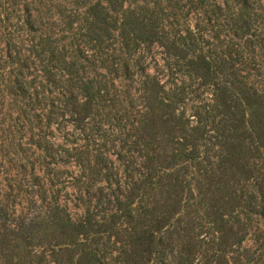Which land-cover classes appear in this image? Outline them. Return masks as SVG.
<instances>
[{
  "label": "trees",
  "instance_id": "trees-1",
  "mask_svg": "<svg viewBox=\"0 0 264 264\" xmlns=\"http://www.w3.org/2000/svg\"><path fill=\"white\" fill-rule=\"evenodd\" d=\"M235 1L243 9L264 2ZM106 2L114 14L102 17L100 2L94 4L95 19L72 37V53L34 45L28 55H6L17 66L12 94L30 96V123L41 132L34 143L45 160L33 165L41 184L27 214L0 195L1 252L22 264L28 251L17 255L15 240L31 246L45 233L48 245L61 239L68 264H257L244 244L256 216L264 218V83L254 79L264 75L256 60L262 33L216 0ZM125 3L133 9L121 19ZM162 4V12L170 10L163 16L156 11ZM192 14L188 34L201 32L213 50L222 48L221 85L211 57L190 54L192 40L181 47L169 37L167 26ZM77 59L102 78L88 84L75 75L57 97L49 64L62 63L70 75ZM95 98L117 111L109 126L124 134L119 145L101 139L111 121L93 111ZM162 121L175 145L159 130ZM73 202L80 212L71 211Z\"/></svg>",
  "mask_w": 264,
  "mask_h": 264
},
{
  "label": "rangeland",
  "instance_id": "rangeland-1",
  "mask_svg": "<svg viewBox=\"0 0 264 264\" xmlns=\"http://www.w3.org/2000/svg\"><path fill=\"white\" fill-rule=\"evenodd\" d=\"M216 1L230 4V12H234L238 16L239 24L242 23L245 27L248 24L251 25L252 33H264L262 31V28H264V2L258 3L253 9H243L235 0ZM99 2V9L103 13L99 14L100 16L107 18L114 14L112 8L110 10L106 0H90L89 4H84L82 0H0V195L9 198L11 202L15 201L16 203H20L16 206L19 213L23 211L27 214L30 211V199L40 189L39 185L41 181L38 178V174H42L40 170H35L33 165H43L45 159L43 158L42 151L34 143L35 139L38 138V133L41 132L36 130L30 123V96H16L11 92L17 91L13 83L17 66L6 55L10 51L14 55L13 57H15L17 50H23V53L28 55V51H25L26 48L30 47L32 49L34 45H38L39 48L44 46L45 49L59 45V50L62 53H72V37L78 32L81 25L86 24L87 19L88 21L95 19L91 7L96 3L99 4ZM104 6L106 7L105 10L102 9ZM118 8L120 9V18L123 19L124 14L133 9V5L131 3H125L123 8ZM164 8L165 5L163 4L156 7L157 13L159 12L162 16L163 13H169L170 10L162 12L161 9ZM194 17L192 14L188 22H184L183 18H179L181 25L167 26L166 29L170 34L169 37L171 40L172 38L175 39L181 47L184 46L182 44L184 41L189 43L192 40L196 46L190 47V54L203 53L208 58L211 57L215 61L213 65H215L214 68L216 69L218 83L221 85L223 81V76L220 72L222 48L217 47L213 50L211 45L207 44L210 37L205 36L201 32L196 33L194 36L188 34L186 29L190 28L193 30V26L195 25ZM172 18L176 19L175 16ZM165 21L171 23L172 20ZM259 23L262 24L258 26ZM256 29L257 32L254 31ZM171 32H173V36ZM262 34L261 37H264ZM202 38L207 42L203 41ZM222 39L223 35L221 36L220 34V40L216 44H219ZM253 39H255V35ZM259 40L262 39L259 38ZM7 41H9L8 46H6ZM154 48L156 49L157 46L155 45ZM258 54L259 56L256 58L257 62L264 64V52L258 49ZM32 56L33 53L30 51L31 58L26 68H24V72L29 79L30 71H33V64L31 63ZM64 67L62 63L58 62H51L49 64V68L52 71L51 77L56 79L55 84L50 86V91L55 93L57 97H61L58 93L61 85L66 84L63 81H66V79H74L75 75H77L76 79H79L83 83L87 82L88 84L89 81L93 82L94 80L96 81L102 78L97 76L95 68L83 59L76 60L75 66L71 68L72 70L70 69L73 74H66ZM254 79L259 83H264V75H256ZM106 80L109 86L117 89V81H115L116 83L114 82L116 84L114 86L109 82V80H112L111 76L108 75ZM192 80L193 77H187L186 84H191L190 81ZM93 84L94 88L90 92L96 89V84ZM206 96H210V93H207ZM54 101L55 105L59 106L57 98ZM50 103L52 105L50 101L49 105L45 108L46 111L50 109ZM107 104L108 102L95 98L92 105L95 108L93 111L95 113L98 111L97 113L100 114L99 117L110 119L111 121L108 124L104 122L103 127L107 129V132H102L104 134L103 138H101L109 144L114 139L116 140V137H123L124 134L118 132L119 130L116 131V129L112 131L113 127L109 126L112 123H117L118 120L115 118L117 111L105 107ZM190 112L191 110L188 108V113ZM95 116L93 115V117ZM59 119L61 120V118ZM96 120H99L98 116H96ZM160 124L159 130L161 133H164V137L169 140L171 145H175V139L170 135V125L164 121ZM66 126L69 129L73 128L68 123ZM53 131L57 135L56 140H58L59 134L55 128H53ZM116 143L119 145L121 142L120 140H116ZM112 158L115 159L114 156ZM66 167L61 165L59 168L60 173L64 172ZM114 171H117V169ZM69 206L72 212H80L74 206V202L70 203ZM256 217V221L248 228L249 234L244 246L250 253H253L254 261H257V264H264V218ZM175 218L177 219L178 216ZM41 238L43 241L35 240L31 246L29 244L26 245L21 240H15L14 244H21L18 250L19 252L15 251L17 255L18 253H27L28 251L29 258H26L25 261L23 260L24 262L22 264H68L67 261L70 258H68L70 254L64 253V245L61 243L60 238L52 240L54 245L47 244V241L51 239V236L48 234L42 233ZM0 264H18V259L11 260V257L1 252L0 249Z\"/></svg>",
  "mask_w": 264,
  "mask_h": 264
}]
</instances>
